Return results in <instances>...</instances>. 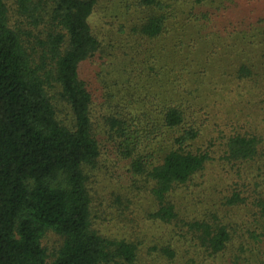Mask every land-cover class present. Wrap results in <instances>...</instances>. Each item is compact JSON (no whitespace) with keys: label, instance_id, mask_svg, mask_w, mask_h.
<instances>
[{"label":"trees","instance_id":"obj_1","mask_svg":"<svg viewBox=\"0 0 264 264\" xmlns=\"http://www.w3.org/2000/svg\"><path fill=\"white\" fill-rule=\"evenodd\" d=\"M0 264H264V0H0Z\"/></svg>","mask_w":264,"mask_h":264},{"label":"rangeland","instance_id":"obj_2","mask_svg":"<svg viewBox=\"0 0 264 264\" xmlns=\"http://www.w3.org/2000/svg\"><path fill=\"white\" fill-rule=\"evenodd\" d=\"M94 21H95V25L98 26H101V24L104 22V19H102L100 12L96 14ZM60 244H61V238L58 235H56L54 232L49 231L45 233L42 238V246L47 250V254L49 257H53L55 250L58 249Z\"/></svg>","mask_w":264,"mask_h":264}]
</instances>
